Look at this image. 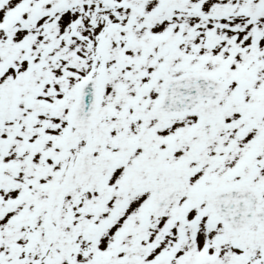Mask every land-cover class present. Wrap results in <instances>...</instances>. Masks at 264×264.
I'll return each mask as SVG.
<instances>
[{"label": "snow or ice", "instance_id": "1", "mask_svg": "<svg viewBox=\"0 0 264 264\" xmlns=\"http://www.w3.org/2000/svg\"><path fill=\"white\" fill-rule=\"evenodd\" d=\"M0 264H264V0H0Z\"/></svg>", "mask_w": 264, "mask_h": 264}]
</instances>
